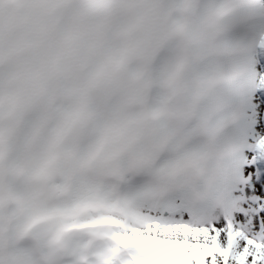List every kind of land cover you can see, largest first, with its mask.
<instances>
[{
  "label": "clouds",
  "instance_id": "obj_1",
  "mask_svg": "<svg viewBox=\"0 0 264 264\" xmlns=\"http://www.w3.org/2000/svg\"><path fill=\"white\" fill-rule=\"evenodd\" d=\"M207 15L205 0H0V264L17 248L31 264H81L43 225L25 230L32 198L166 180L174 154L159 134L132 137L180 115L211 39Z\"/></svg>",
  "mask_w": 264,
  "mask_h": 264
},
{
  "label": "bare ground",
  "instance_id": "obj_2",
  "mask_svg": "<svg viewBox=\"0 0 264 264\" xmlns=\"http://www.w3.org/2000/svg\"><path fill=\"white\" fill-rule=\"evenodd\" d=\"M215 1L218 0H205L208 13L206 31L210 30L211 39L205 43V51L202 55L197 57L204 61L201 75L194 78L188 100L181 109L180 115L175 123L165 121L155 127L138 128L132 137L133 140L143 138L152 135L153 131L154 134H159L160 149L168 148L171 152L177 150L170 162L165 165L166 180L142 182L134 188L129 184L125 192L117 187L119 194L109 195L108 192V196L105 192L90 193L70 200H57L51 204L32 198L27 202L29 216L45 209L61 207L60 204L65 202L71 205L73 201L85 196L92 197L96 202H107L108 198L114 202H123L129 210L128 219L133 218L136 225H139L141 220L143 225L148 222L149 227L162 225V231L173 228L175 231H181L182 234L197 236L200 230L193 231L191 228L192 225H196L195 223L169 222L168 218L161 219L163 212L167 211L171 216V213L178 209L181 201H187L188 207L193 211V220L198 222L209 217L215 218L216 207L209 209L208 203L214 202V205L216 203L220 213L223 208V212L228 215L238 208V200L231 194L243 181L234 183V178L242 179L239 162H247L240 155V146L243 145L240 144L247 141L245 144L255 149L258 145L250 144L247 139L241 140V136L245 134L243 131L247 130L245 127L250 125L245 120V109L250 107L247 105L246 96L250 92L251 83L254 85V78L256 85L261 80L260 74L252 70L251 61L260 56L261 49H253L252 45L258 43H253L255 36L264 32V11H262V0H222L223 3L219 7L215 6ZM238 28L240 30L243 28L246 33H243L237 41L233 39ZM226 32L229 35H226ZM146 55L148 60L155 58V54L147 50L143 53L144 57ZM225 60H228L227 64ZM179 73L174 71L177 77ZM15 102V99L10 101V103ZM239 140L241 143H238ZM263 140L264 137H260L259 140L254 139L259 144ZM153 151L152 148L145 150L149 161ZM142 184L148 185L151 189L145 190L146 187ZM18 195L20 199L17 204L24 208L26 198L19 193ZM141 199L143 203L152 201L150 208L156 206L157 221H152V217L150 220L149 215L154 216V212H148L146 209L148 206L144 210L140 209ZM95 214L91 211H73L65 214L64 217H53L37 225H43V231L50 233L53 227L62 221L83 216L90 218ZM106 230L110 228L97 225L88 230L64 232L60 242L76 250L81 257L83 255L86 257V261L81 264H100L99 261L109 250L107 240L99 241V237ZM231 231H233L232 227ZM159 241L165 242L163 239ZM31 253L32 250L29 248L15 249L11 253L12 264H31Z\"/></svg>",
  "mask_w": 264,
  "mask_h": 264
},
{
  "label": "snow or ice",
  "instance_id": "obj_3",
  "mask_svg": "<svg viewBox=\"0 0 264 264\" xmlns=\"http://www.w3.org/2000/svg\"><path fill=\"white\" fill-rule=\"evenodd\" d=\"M264 11V0H262ZM252 70L264 73V56L255 57ZM251 87L246 96L247 105L245 120L250 123L247 129L251 133L249 143L254 139L264 137V83ZM240 155L245 161L240 166L239 172L243 183L239 184L232 192V197L238 200V210L231 211L230 215L216 214L215 218H206L200 221L193 220V211L187 205V201H181L178 209L171 213L163 212L161 219L168 218L169 222L188 224L200 223L204 227H211L209 232L217 234L221 246L228 243L227 225L231 223L233 230L239 229L244 239H241L235 249L227 258L219 251L210 250L202 256L182 259L179 264H264V155L259 154L253 147L242 149ZM139 180L133 181L131 188L139 184ZM151 203V202H146Z\"/></svg>",
  "mask_w": 264,
  "mask_h": 264
},
{
  "label": "rangeland",
  "instance_id": "obj_4",
  "mask_svg": "<svg viewBox=\"0 0 264 264\" xmlns=\"http://www.w3.org/2000/svg\"><path fill=\"white\" fill-rule=\"evenodd\" d=\"M215 2H214V4L216 7H219L223 3L222 0H218L216 3ZM257 15H258V13H257ZM52 26H54V25L44 24V25H42V29L47 30L48 28H50ZM241 30H240V28H238V31L234 33V39L233 40L237 39V41H238L239 38L243 35V33H246V31H243V28H241ZM227 33L228 32H226L225 34L229 35ZM247 33H249V32H247ZM260 37L258 38V35H256L255 39H253V43L258 42L257 41V38H258V40L260 41L259 43L261 46V50L264 51V35L261 39H260ZM233 40H229V41H233ZM247 40H248V38H247ZM243 41L245 42L246 39ZM253 48H254V45H253ZM251 52H252V50H251ZM145 58H148V56L146 55ZM249 59H251V57ZM253 60L254 59H252L251 62H253ZM226 61L228 62V60H225V62ZM227 62H226V64H227ZM186 66H187V61H186V64H184V66L181 67L182 69H181V72L179 74H181L185 70ZM176 75H178V74H176ZM262 76H263L262 80L264 83V73H262ZM249 126L250 125H248V127ZM248 127H245V128L248 129ZM243 132L246 135L244 134L242 136L241 135H237V136H241V140L246 141V139L248 140V137L250 136V132H247V130H245ZM152 135H154L153 131H152ZM152 135H150V136H152ZM146 136L145 137L143 136V138H146ZM150 136H147V137H150ZM241 140H239L238 143H241ZM256 140H259V139H256ZM246 142L240 144V145L243 144L242 145L243 147L240 146L241 151H242V149L247 148L249 146L248 144H247L248 146L245 144ZM238 143H236V144L239 145ZM253 143L258 144L256 150H259L261 152V154L264 155V140L260 144L257 141H254ZM237 148H239V146ZM176 152H177V150L175 152L172 151V153L174 155ZM242 164H243V161L239 162L240 166ZM230 170H231V168H230ZM234 180H235L234 183H237L238 181L239 182L243 181L241 178H234ZM141 183L142 182H139V184H137L136 186L140 185ZM142 185H145V184H142ZM145 187H146L145 190L150 188L148 185H145ZM111 189H113V191ZM109 190H111V193ZM107 193L109 195H113L116 193L119 194L118 188L117 187H114V188L111 187L110 189L105 191V194H107ZM141 200H142V203L140 204L142 206V207H140L141 210H144L147 206L149 208L152 207L151 206L153 204L152 201H149L152 204L149 203V205H148V203L146 204V202L143 203V199H141ZM175 201H177V200H175ZM210 204L213 206H211ZM210 204L208 203V205L210 206V207L208 206L209 209H211L212 207H216V213L220 214L219 209H218V205H216V203H215V205H216L215 206L214 202L210 203ZM148 207L146 208V209H148V212H150V213L154 212V216L149 215L150 220H152V218H153L152 221H157L158 216L155 215V213L157 212L156 206L153 205V208H150V209ZM168 207H169V205H168ZM166 209H167V207H166ZM235 210H238V208H235ZM130 220L132 221L133 230L134 231L139 230V232H134L132 230H128V231H124V232L115 233V234H121L120 237L114 236L115 234L114 235L106 234V235H103L102 237H100V238H104V239L108 240L109 242H111L108 252L104 256L103 260H101L102 264H108L107 260L111 256H113V251H114L113 250L114 249L113 244H114V241H116L117 239H122L124 250L122 252L121 251L116 252L115 255H117L120 262L115 263V264H179V261H181L182 259H189L190 260L192 257L202 256L204 253H206L210 250L219 251L225 255V258H227L228 254H230L235 249L238 242L241 239H244V237L240 233L239 229H238V234H236V232H233V236L231 234H228V230H227V236H229L228 237V239H229L228 243L225 246H221L218 239H217L218 233L214 235V234H211L209 232L210 225H208L207 228L204 227V225H199V226L192 225L191 228L193 229V231L200 230V232L197 236H195L193 234H192V236H189L188 234H184V233L182 234L181 231H175V230H173V228H169V229H167V231H162V227L161 228L158 227V226H162V225L155 226V228L150 227V228L145 229L144 228L145 225H143V221L141 222V220H140V224L136 225V222L134 221L133 218H131ZM141 228H143V229H141ZM163 232H165V233H163ZM154 238H156V239L154 240ZM160 239H163L165 242H160L159 241ZM101 261H99V263ZM110 261L113 262V260H110Z\"/></svg>",
  "mask_w": 264,
  "mask_h": 264
}]
</instances>
